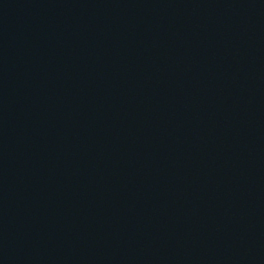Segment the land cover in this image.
I'll return each instance as SVG.
<instances>
[{"label": "water", "instance_id": "obj_1", "mask_svg": "<svg viewBox=\"0 0 264 264\" xmlns=\"http://www.w3.org/2000/svg\"><path fill=\"white\" fill-rule=\"evenodd\" d=\"M0 264H264V0H0Z\"/></svg>", "mask_w": 264, "mask_h": 264}]
</instances>
